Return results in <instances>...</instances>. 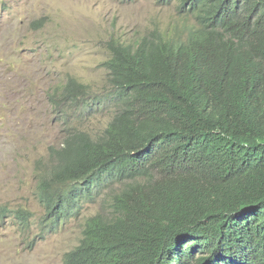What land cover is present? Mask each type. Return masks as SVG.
Wrapping results in <instances>:
<instances>
[{"label":"trees","instance_id":"1","mask_svg":"<svg viewBox=\"0 0 264 264\" xmlns=\"http://www.w3.org/2000/svg\"><path fill=\"white\" fill-rule=\"evenodd\" d=\"M177 1L165 30L110 39L108 90L69 77L50 93L68 117L36 165L40 233L104 193L112 208L64 264H264V0ZM105 105L101 134L72 121ZM10 216L32 226L0 204Z\"/></svg>","mask_w":264,"mask_h":264},{"label":"rangeland","instance_id":"2","mask_svg":"<svg viewBox=\"0 0 264 264\" xmlns=\"http://www.w3.org/2000/svg\"><path fill=\"white\" fill-rule=\"evenodd\" d=\"M176 2L160 0H0V204L33 213L28 231L12 216L0 219V264H64L80 241L84 222L110 214L102 194L57 231L40 233L36 165L59 145L66 124L49 98L69 77L95 92L109 89L104 62L109 42L138 39L182 20ZM116 107L105 105L72 117L101 134ZM71 121V118H70Z\"/></svg>","mask_w":264,"mask_h":264},{"label":"clouds","instance_id":"3","mask_svg":"<svg viewBox=\"0 0 264 264\" xmlns=\"http://www.w3.org/2000/svg\"><path fill=\"white\" fill-rule=\"evenodd\" d=\"M160 1H162V2L165 3V4H170V3H172V2L175 1L176 4H177V5H176L177 11L179 10V9H178V1H177V0H173V1L169 2V3H167V2H165V1H163V0H160Z\"/></svg>","mask_w":264,"mask_h":264}]
</instances>
